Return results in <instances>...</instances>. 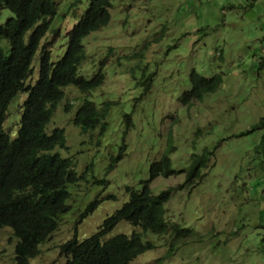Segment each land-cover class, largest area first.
Masks as SVG:
<instances>
[{
  "label": "rangeland",
  "instance_id": "rangeland-1",
  "mask_svg": "<svg viewBox=\"0 0 264 264\" xmlns=\"http://www.w3.org/2000/svg\"><path fill=\"white\" fill-rule=\"evenodd\" d=\"M54 1L57 13L46 33L50 39L57 29L51 60L63 54L66 33L87 4L82 0L72 14V0ZM110 14L107 25L83 39L86 57L79 67L90 78L101 66L103 83L89 92L66 86L50 121V128L64 129L63 155L83 177L68 187V211L30 264H64L58 246L97 231L128 199L125 187H141L169 140L176 169L186 167L192 153L215 147L214 166L196 185L174 190L165 205L169 221L190 228L195 240L166 255L170 236L145 235L155 249L130 264H264V0H112ZM10 15L0 7V24ZM0 46L8 51L5 42ZM192 69L205 77L219 74L221 84L201 101L181 104ZM25 97L18 94L6 111L3 126L11 137ZM84 98L113 101L99 145L97 130L81 133L72 124ZM128 110L133 124L123 136ZM124 143L123 156L110 166ZM183 181L180 172L149 186L157 193ZM95 198L97 207L81 218ZM139 230L121 221L106 236ZM13 243L10 230L0 231V264H14Z\"/></svg>",
  "mask_w": 264,
  "mask_h": 264
},
{
  "label": "trees",
  "instance_id": "trees-1",
  "mask_svg": "<svg viewBox=\"0 0 264 264\" xmlns=\"http://www.w3.org/2000/svg\"><path fill=\"white\" fill-rule=\"evenodd\" d=\"M82 4V0H72L69 3L71 13H79ZM0 7L11 12L0 24V39L5 40L0 42L8 44L7 52L0 46V231L10 230L14 238V264H30L29 260L40 253L39 246L58 228L60 216L68 211V187L83 177L75 170L71 156L63 155L66 148L64 129L50 128V121L64 98L66 86L73 85L80 92H89L103 83L105 74L101 66L90 78L79 74V67L86 57L83 39L108 24L112 0H87L84 10L66 33L65 50L56 60H51V45L57 29L50 32V39L46 35L57 13L54 0H0ZM189 84V89L179 96L181 104L201 101L205 93L220 86L221 76L205 77L192 69ZM20 93H26V97L16 135L11 137L3 123L10 102ZM113 106V101L96 103L84 98L74 109L72 124L81 133L97 130L95 144L99 145ZM130 111L122 113L123 136L133 124ZM124 146L125 143L120 146L110 166L123 156ZM174 149L169 140L160 157L150 163L149 176L142 181L141 187H125L128 199L103 219L97 231L82 239L74 234L58 246L64 264H130L143 253L155 249L156 245L145 236L148 234L161 238L170 236L166 255L188 240H195L190 228L169 221L165 205L174 190L181 189L184 184L196 185L214 166L215 147L192 153L188 165L181 169L172 167L170 154ZM90 165L86 168L90 169ZM180 172L184 173L183 184L152 192L151 181ZM109 197L116 198L115 195ZM99 201L95 198L90 202L81 218L91 213ZM121 221L140 230L107 237Z\"/></svg>",
  "mask_w": 264,
  "mask_h": 264
}]
</instances>
